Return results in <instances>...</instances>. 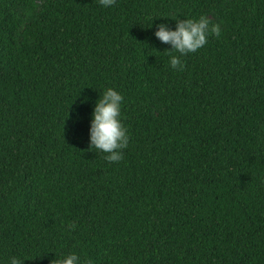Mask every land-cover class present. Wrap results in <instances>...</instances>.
Returning a JSON list of instances; mask_svg holds the SVG:
<instances>
[{"label": "trees", "instance_id": "16d2710c", "mask_svg": "<svg viewBox=\"0 0 264 264\" xmlns=\"http://www.w3.org/2000/svg\"><path fill=\"white\" fill-rule=\"evenodd\" d=\"M202 15L221 35L172 69L157 25ZM107 88L118 163L89 145ZM69 252L264 264V0H0V264Z\"/></svg>", "mask_w": 264, "mask_h": 264}, {"label": "clouds", "instance_id": "9594fccd", "mask_svg": "<svg viewBox=\"0 0 264 264\" xmlns=\"http://www.w3.org/2000/svg\"><path fill=\"white\" fill-rule=\"evenodd\" d=\"M104 8L113 7L116 0H99ZM219 37L221 26L210 23L206 16L199 19H178L174 29L167 24L157 25L155 38L162 44L170 46L169 66L183 71L185 64L182 58L203 48L208 43L209 35ZM174 53V54H172ZM124 97L113 88H107L95 102L89 126L90 148L105 153V160L118 163L123 160V150L127 148L129 136L121 120V107ZM74 229L75 225H69ZM9 264H24V260L13 256ZM53 264H81V258L75 252L54 258Z\"/></svg>", "mask_w": 264, "mask_h": 264}]
</instances>
